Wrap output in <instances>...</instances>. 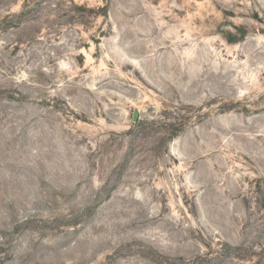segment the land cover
<instances>
[{"label": "rangeland", "instance_id": "1", "mask_svg": "<svg viewBox=\"0 0 264 264\" xmlns=\"http://www.w3.org/2000/svg\"><path fill=\"white\" fill-rule=\"evenodd\" d=\"M0 264H264V0H0Z\"/></svg>", "mask_w": 264, "mask_h": 264}, {"label": "water", "instance_id": "2", "mask_svg": "<svg viewBox=\"0 0 264 264\" xmlns=\"http://www.w3.org/2000/svg\"><path fill=\"white\" fill-rule=\"evenodd\" d=\"M135 116H136V114H135Z\"/></svg>", "mask_w": 264, "mask_h": 264}]
</instances>
